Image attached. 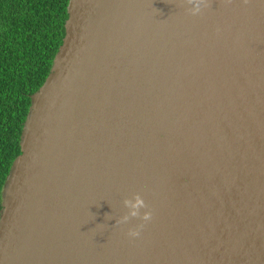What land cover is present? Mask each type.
I'll return each instance as SVG.
<instances>
[{
	"label": "water",
	"instance_id": "water-1",
	"mask_svg": "<svg viewBox=\"0 0 264 264\" xmlns=\"http://www.w3.org/2000/svg\"><path fill=\"white\" fill-rule=\"evenodd\" d=\"M69 0L0 193V264H264V0ZM152 212L137 238L122 201Z\"/></svg>",
	"mask_w": 264,
	"mask_h": 264
},
{
	"label": "trees",
	"instance_id": "trees-1",
	"mask_svg": "<svg viewBox=\"0 0 264 264\" xmlns=\"http://www.w3.org/2000/svg\"><path fill=\"white\" fill-rule=\"evenodd\" d=\"M68 2L0 0V193L20 155L30 96L45 82L62 44Z\"/></svg>",
	"mask_w": 264,
	"mask_h": 264
},
{
	"label": "clouds",
	"instance_id": "clouds-1",
	"mask_svg": "<svg viewBox=\"0 0 264 264\" xmlns=\"http://www.w3.org/2000/svg\"><path fill=\"white\" fill-rule=\"evenodd\" d=\"M185 4L187 5L185 7L186 13L193 17L202 15L205 10L212 6L211 0H185ZM122 204L127 211L116 220V225L127 224L130 219H138L140 223L130 227L126 233L129 238H137L140 236L145 223L152 219V212L138 193L123 199Z\"/></svg>",
	"mask_w": 264,
	"mask_h": 264
}]
</instances>
